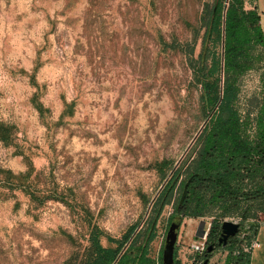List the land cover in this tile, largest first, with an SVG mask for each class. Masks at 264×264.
I'll return each mask as SVG.
<instances>
[{
    "label": "rangeland",
    "instance_id": "obj_1",
    "mask_svg": "<svg viewBox=\"0 0 264 264\" xmlns=\"http://www.w3.org/2000/svg\"><path fill=\"white\" fill-rule=\"evenodd\" d=\"M242 2L257 11L264 34V0ZM212 5L0 0V264H85L95 232L116 255L127 237L132 242L124 251L136 252L167 182L155 195L173 168L179 175L153 220L150 258L161 264L173 219L180 221L173 264H198L205 256L208 264H237L238 251L249 255L256 248L248 247L264 230L262 198L207 203L195 217L179 219L175 212L211 130L196 133L218 111V99L206 105L205 94L219 98L221 75L222 86L227 78L235 88L231 107L239 135L251 145L259 141L264 49L252 46L249 69L221 74L220 39L209 43L219 71H200ZM256 158L240 170L238 182L251 192L264 185V166L253 167ZM223 220L238 222L239 230L219 247L207 233ZM210 243L214 249L205 255Z\"/></svg>",
    "mask_w": 264,
    "mask_h": 264
},
{
    "label": "trees",
    "instance_id": "obj_2",
    "mask_svg": "<svg viewBox=\"0 0 264 264\" xmlns=\"http://www.w3.org/2000/svg\"><path fill=\"white\" fill-rule=\"evenodd\" d=\"M224 8L223 74H237L249 69L251 65L250 49L252 46L257 44L264 49V34L259 24V15L254 8L246 9L242 0H225V3L224 0H213V5L206 19L201 50L198 54L199 70L202 71L207 68L209 75H213L220 69L218 58L209 49V43H214L221 39L222 12ZM207 60H209V64ZM203 86L205 90V85ZM221 96L218 106L215 105V108L218 109L216 115L210 116L204 126L205 129L211 130V133L204 136V145L195 161L194 170L182 183L183 189L184 183L189 179L186 195L178 210L177 204L175 206V212L179 219L185 216L195 217L202 215L201 209L207 203L225 202L228 198L233 200L253 197L264 199V185L261 188L254 189L252 192L238 185L239 179L244 177L240 170L246 168L245 164L251 161L253 155H257V158L252 162L253 167L256 168L255 165L258 168L264 166V111L257 118L256 128L259 141L255 145H251L250 141L239 135V119L236 111L231 107L236 92L235 88L227 81V78L223 81ZM217 99L218 95L210 97L205 94L206 105L211 102L213 104L216 103ZM178 175V169L173 170L170 174L169 180L160 192L153 220L160 214L162 207L167 204ZM234 180H237V182H234ZM206 191H209L210 195L205 199L204 194ZM153 220L146 229L144 243L139 245L136 252L130 249L126 253L123 250L115 264H159L157 259L150 258L148 255L147 243L154 236ZM150 226L152 228L148 234ZM219 231L220 225L216 221L212 222L207 233L208 239L212 241L215 237H218ZM98 235L99 233L95 232L90 238L92 250L85 264H113L120 252L116 255V249L103 247L99 243ZM130 240L129 245L132 242ZM127 241L128 237L125 239V243ZM129 245L127 246L129 247ZM125 255L128 258L122 263V258ZM248 258V253L240 250L238 255H235L234 260L237 264H248Z\"/></svg>",
    "mask_w": 264,
    "mask_h": 264
},
{
    "label": "water",
    "instance_id": "obj_3",
    "mask_svg": "<svg viewBox=\"0 0 264 264\" xmlns=\"http://www.w3.org/2000/svg\"><path fill=\"white\" fill-rule=\"evenodd\" d=\"M227 1V0H226ZM224 14H225V8L222 12V24H221V45L223 47V38H224ZM221 66H222V56H221ZM221 74H222V68H221ZM221 94H222V75H221V89H220V94H219V98H218V102L216 104V106L219 104L220 100H221ZM209 114L206 118V120L202 123V125L200 126V129L197 131L196 135L200 132V130L204 127L207 119L210 118ZM195 135V136H196ZM195 139V137L193 138V140ZM192 140V141H193ZM191 144V143H190ZM190 144L188 146H190ZM174 170V168L172 169V171ZM172 171L170 172V174L172 173ZM169 174V177H170ZM167 177L165 179V181L163 182V184L161 185L160 189L157 191L156 195H158V193L160 192V190L162 189V187L164 186V184L167 182L168 178ZM189 179L184 183L183 185V189L182 192L180 194L178 203H177V210L179 205L181 204V202L183 201L185 195H186V188L188 185ZM180 221L178 219H173L170 221L168 228L166 230L165 236H164V240H163V245H162V250H161V264H173V247H174V243L176 240V235H177V229L179 227ZM152 226H150V229L148 231V234L151 230ZM239 230V223L238 222H233V221H229V220H223L220 223V231H219V235L217 237V241H216V245L219 247H224L228 240L232 237H234ZM129 240L126 242L125 246L123 247V249L120 251V253L118 254V256L116 257V259L114 260L113 264H115V262L117 261L118 257L120 256V254L123 252V250L125 249V247L128 245ZM214 244H208L205 248V254L210 253L213 249H214ZM198 264H208V257H205L201 262H199Z\"/></svg>",
    "mask_w": 264,
    "mask_h": 264
},
{
    "label": "crops",
    "instance_id": "obj_4",
    "mask_svg": "<svg viewBox=\"0 0 264 264\" xmlns=\"http://www.w3.org/2000/svg\"><path fill=\"white\" fill-rule=\"evenodd\" d=\"M256 238L259 241V245L250 251L248 264H264V230L259 231Z\"/></svg>",
    "mask_w": 264,
    "mask_h": 264
},
{
    "label": "built area",
    "instance_id": "obj_5",
    "mask_svg": "<svg viewBox=\"0 0 264 264\" xmlns=\"http://www.w3.org/2000/svg\"><path fill=\"white\" fill-rule=\"evenodd\" d=\"M258 245H259V243L256 241V240H254L253 242H251V244L249 245V249H252V248H254V247H258ZM244 250H248L247 248H245Z\"/></svg>",
    "mask_w": 264,
    "mask_h": 264
},
{
    "label": "flooded vegetation",
    "instance_id": "obj_6",
    "mask_svg": "<svg viewBox=\"0 0 264 264\" xmlns=\"http://www.w3.org/2000/svg\"><path fill=\"white\" fill-rule=\"evenodd\" d=\"M207 254H208V253H207ZM207 254H205V255H207ZM205 257H207V256H205ZM205 257H204V258H205ZM204 258H203V259H204Z\"/></svg>",
    "mask_w": 264,
    "mask_h": 264
}]
</instances>
